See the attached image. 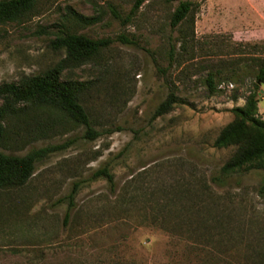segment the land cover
Here are the masks:
<instances>
[{
  "label": "rangeland",
  "instance_id": "1",
  "mask_svg": "<svg viewBox=\"0 0 264 264\" xmlns=\"http://www.w3.org/2000/svg\"><path fill=\"white\" fill-rule=\"evenodd\" d=\"M136 1L38 0L20 20L0 21V85L64 59L52 46L64 30L111 39L62 72L85 83L80 101L98 137L52 106L5 121V153L58 148L24 185L0 190V264H264V172L211 180L236 149L214 141L254 89L252 76L233 72L264 58V0H190L177 27L185 0H143L132 13ZM172 91L180 100L155 116ZM105 165L114 186L93 178Z\"/></svg>",
  "mask_w": 264,
  "mask_h": 264
},
{
  "label": "trees",
  "instance_id": "2",
  "mask_svg": "<svg viewBox=\"0 0 264 264\" xmlns=\"http://www.w3.org/2000/svg\"><path fill=\"white\" fill-rule=\"evenodd\" d=\"M37 1L0 0V21L20 20L33 9ZM142 3L143 0H137L132 13L137 11ZM194 5L195 3L190 0L181 1L172 14V27L179 26L188 18ZM114 13L119 17L116 10ZM75 16L86 24L94 23L97 19L77 13ZM110 43V38L94 39L86 34L64 30L52 41L53 48L65 50L66 57L64 59L42 74L25 76L19 82H6L0 85V98L2 99L0 104V190L24 185L35 173L37 162L58 148L53 146L32 149L25 155L5 153L2 150V145L7 133L5 121L8 117L23 114L31 108L52 106L64 112L73 123L84 125L86 138L95 139L101 134L92 126L89 114L80 101V95L86 86L85 83L62 79V72L67 66H79L91 59ZM172 51H174L173 48ZM251 61V65L245 66L241 71H234L233 75L252 76L254 89L246 96L244 105L235 106L232 109L233 120L222 128L214 141V146L218 148L230 146L236 148L219 172L211 177V180L219 186L226 185L227 180L236 174L253 169L264 172V118L259 113L260 96L258 94L259 86L264 83V58ZM218 77V72H210L205 79L210 94L219 92ZM232 80L237 79L232 77ZM239 97L237 92L232 95V99L235 101ZM179 100L174 91L170 92L157 107L155 116L169 112ZM93 178H105L111 186H114V173L108 165L97 169L93 173ZM78 189L79 183H75L69 196L70 208L66 217L70 215V209L74 204V197ZM262 192L264 193V180Z\"/></svg>",
  "mask_w": 264,
  "mask_h": 264
},
{
  "label": "built area",
  "instance_id": "3",
  "mask_svg": "<svg viewBox=\"0 0 264 264\" xmlns=\"http://www.w3.org/2000/svg\"><path fill=\"white\" fill-rule=\"evenodd\" d=\"M232 85V84H231Z\"/></svg>",
  "mask_w": 264,
  "mask_h": 264
}]
</instances>
